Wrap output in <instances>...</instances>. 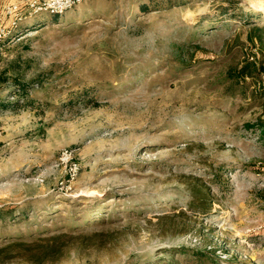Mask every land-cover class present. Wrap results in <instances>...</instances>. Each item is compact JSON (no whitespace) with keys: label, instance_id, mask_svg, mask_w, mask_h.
Returning a JSON list of instances; mask_svg holds the SVG:
<instances>
[{"label":"rangeland","instance_id":"1","mask_svg":"<svg viewBox=\"0 0 264 264\" xmlns=\"http://www.w3.org/2000/svg\"><path fill=\"white\" fill-rule=\"evenodd\" d=\"M254 25L264 0L26 15L0 42V264H170L179 248L209 260L178 264H264V139L246 128L264 73L238 75L264 67Z\"/></svg>","mask_w":264,"mask_h":264},{"label":"trees","instance_id":"2","mask_svg":"<svg viewBox=\"0 0 264 264\" xmlns=\"http://www.w3.org/2000/svg\"><path fill=\"white\" fill-rule=\"evenodd\" d=\"M146 8L147 7H142V9H146ZM256 18H257V15H255L253 17L248 16L247 20H248V22H251V24H256V21H253ZM254 30H255V34H256L255 38L257 40H261L260 33L264 34V28H262L258 25H254ZM204 31H205V29H203L200 34L204 33ZM252 38H253V35L249 36L250 41H252ZM252 58L253 59H251V57L248 59H245L243 65L238 68L239 78L245 80L246 78H253L255 74L264 73V67L262 65H260V67H257L258 63L255 61L253 56H252ZM263 90H264V87H263ZM262 109H263V116L257 121L256 124H248L246 126V128H248V129L254 128V130L258 131L260 138L264 139V101L262 103ZM197 180L193 183L188 182V184H187V188L189 190V197L191 198L188 205H189L190 210H193V211L198 212V213H205L207 210L205 205L203 204L204 196H205V193H204L205 187H204V185L203 186L200 185L197 182ZM38 239H41L42 241H45V242H53L55 244L52 247V249L47 250V254L44 253L45 255H48V253L52 252L54 247L57 246L56 242L59 240V237L56 235H44V236L38 237ZM20 245H21V240L11 241L8 244V247L6 249L18 247ZM170 252L174 253V254H172L170 264H178V262L176 261V258H174V255L178 252L183 254V255H186V256H191V257L195 256V258L199 257L200 260L203 259V261H201V262L209 260V257H208L209 253H206L204 251H198V250L197 251L196 250L191 251V250H187L185 248H179V249H173ZM155 264H159V261L156 262Z\"/></svg>","mask_w":264,"mask_h":264},{"label":"built area","instance_id":"3","mask_svg":"<svg viewBox=\"0 0 264 264\" xmlns=\"http://www.w3.org/2000/svg\"><path fill=\"white\" fill-rule=\"evenodd\" d=\"M83 0H16L3 5L0 11V42L3 37L13 35L19 29L26 15L49 13L53 15L64 14ZM251 59H253L251 57ZM2 127L0 124V139Z\"/></svg>","mask_w":264,"mask_h":264},{"label":"crops","instance_id":"4","mask_svg":"<svg viewBox=\"0 0 264 264\" xmlns=\"http://www.w3.org/2000/svg\"><path fill=\"white\" fill-rule=\"evenodd\" d=\"M10 1H16V0H0V9L2 10L3 5L10 2Z\"/></svg>","mask_w":264,"mask_h":264}]
</instances>
